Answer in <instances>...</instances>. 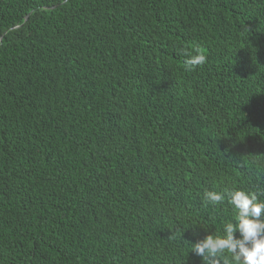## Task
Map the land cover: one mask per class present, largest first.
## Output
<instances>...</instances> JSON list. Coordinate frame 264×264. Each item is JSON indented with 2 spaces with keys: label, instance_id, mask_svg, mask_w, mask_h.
<instances>
[{
  "label": "trees",
  "instance_id": "obj_1",
  "mask_svg": "<svg viewBox=\"0 0 264 264\" xmlns=\"http://www.w3.org/2000/svg\"><path fill=\"white\" fill-rule=\"evenodd\" d=\"M226 190L264 200V0H0V264H204Z\"/></svg>",
  "mask_w": 264,
  "mask_h": 264
},
{
  "label": "clouds",
  "instance_id": "obj_2",
  "mask_svg": "<svg viewBox=\"0 0 264 264\" xmlns=\"http://www.w3.org/2000/svg\"><path fill=\"white\" fill-rule=\"evenodd\" d=\"M188 71L202 66L206 56L199 50H183ZM206 204L219 205L226 200L237 212L235 222L223 224V235H208L191 243V252L204 264H264V200L256 192L245 190L205 191ZM239 233V236H237Z\"/></svg>",
  "mask_w": 264,
  "mask_h": 264
}]
</instances>
